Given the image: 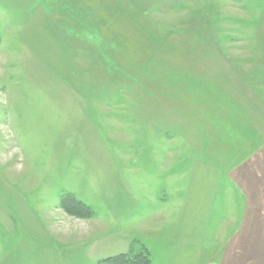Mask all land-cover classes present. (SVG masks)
I'll return each mask as SVG.
<instances>
[{
	"label": "rangeland",
	"instance_id": "rangeland-1",
	"mask_svg": "<svg viewBox=\"0 0 264 264\" xmlns=\"http://www.w3.org/2000/svg\"><path fill=\"white\" fill-rule=\"evenodd\" d=\"M263 145L264 0H0V264H179Z\"/></svg>",
	"mask_w": 264,
	"mask_h": 264
},
{
	"label": "crops",
	"instance_id": "crops-1",
	"mask_svg": "<svg viewBox=\"0 0 264 264\" xmlns=\"http://www.w3.org/2000/svg\"><path fill=\"white\" fill-rule=\"evenodd\" d=\"M216 190L204 226L217 232L206 234L209 246L201 242L179 264H264V145L221 178Z\"/></svg>",
	"mask_w": 264,
	"mask_h": 264
},
{
	"label": "trees",
	"instance_id": "trees-1",
	"mask_svg": "<svg viewBox=\"0 0 264 264\" xmlns=\"http://www.w3.org/2000/svg\"><path fill=\"white\" fill-rule=\"evenodd\" d=\"M69 200L73 203L72 199L69 198ZM74 203H76V207H79L81 205L80 202L79 203L78 202H74ZM115 261H117V259ZM118 261L119 262H123V260L121 258H119ZM132 262H135V264H147L148 260L147 259H138L137 261H132ZM132 262L128 261L127 263L132 264Z\"/></svg>",
	"mask_w": 264,
	"mask_h": 264
}]
</instances>
